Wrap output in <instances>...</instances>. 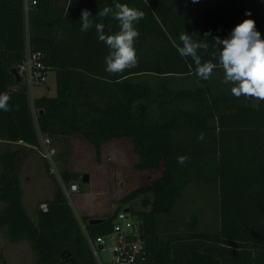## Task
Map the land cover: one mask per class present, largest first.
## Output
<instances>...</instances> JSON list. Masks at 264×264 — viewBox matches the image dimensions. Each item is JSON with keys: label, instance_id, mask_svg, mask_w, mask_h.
I'll use <instances>...</instances> for the list:
<instances>
[{"label": "trees", "instance_id": "obj_1", "mask_svg": "<svg viewBox=\"0 0 264 264\" xmlns=\"http://www.w3.org/2000/svg\"><path fill=\"white\" fill-rule=\"evenodd\" d=\"M37 1L26 16L24 0H0V94L11 98L10 111L0 110V139L37 146L39 132L55 140L81 134L100 155L102 143L126 136L138 156L137 169L163 165V171L152 184L124 196L125 204L99 223H90L89 218L80 221L60 182L51 175L55 195L43 201L48 209L40 208L33 219L24 204L19 174L25 149L6 150L0 154V200L5 203L0 207V226L7 227L8 237L28 241L40 264H99L85 231L93 237L105 234L117 211L126 207L142 220L147 264H264V102L215 89L210 80L222 69L201 80L191 58L181 57L177 50L182 47L179 37L186 32L193 40L207 41L208 51L198 54L202 61L212 59L219 47L212 39L230 34L234 13L255 20L264 37V0L83 3L80 10L90 11L93 25L103 23L105 34H115L119 25L111 15L97 14L104 7L115 10L116 3L128 4L145 13L135 25L140 33L135 43L138 65L119 74L105 71L109 49L98 40L95 27L80 30L81 11L77 17L63 11L55 15L51 0ZM177 4L189 7L190 13L176 10ZM26 23L31 47L41 50L45 64L56 72L55 95L31 100L27 83L18 82L12 73L26 57ZM148 35L164 41L159 55L148 53ZM149 72L158 74L164 87L156 88L146 79ZM172 73L188 74L200 85L173 89L166 85ZM201 134L203 140L198 139ZM179 156H187V162L178 163ZM61 174L66 183L81 176L65 170ZM192 183L219 186L220 229L191 231L186 236L165 233L162 217L173 214ZM140 194L147 197L137 206L133 200ZM189 239L200 245L191 247Z\"/></svg>", "mask_w": 264, "mask_h": 264}, {"label": "rangeland", "instance_id": "obj_2", "mask_svg": "<svg viewBox=\"0 0 264 264\" xmlns=\"http://www.w3.org/2000/svg\"><path fill=\"white\" fill-rule=\"evenodd\" d=\"M174 8L181 10L182 13H190V8L184 5L177 4ZM230 18L231 30L247 19L240 13H234L230 15ZM147 43L150 55H159L158 51L163 50L165 47L164 41L156 35H148ZM172 74L169 75L166 85L173 89L200 85L188 74ZM144 75L146 79L153 82L156 88L164 87V83L158 74L149 72ZM52 76L53 74H50L46 83L35 85L32 91H28L31 100L44 94H56V86L55 83H52ZM222 81L223 73L213 76L210 84L215 89L220 90H230L233 86L224 84ZM48 84H50V89H47ZM252 100L255 101L256 99ZM57 143L59 146L58 163L60 170L81 174L80 178L74 179L79 183L80 190L74 191L70 197L68 196L80 221L83 218L108 217L117 206L125 204L122 202L124 196L139 187L152 184L163 171V165L152 169H137L135 164L138 156L134 152L132 140L126 136L113 138L102 143L100 155L97 154L95 146L81 134L59 137ZM18 146H23L25 149L23 164L20 166L24 204L28 214L36 219L40 204L54 197L56 185L54 178L47 170L46 160L37 149H32L21 142L0 139V154ZM85 173L90 176V180L87 182L83 180ZM1 180L2 166L0 163V185ZM144 197H147V194H140L134 198V204L137 206L143 205L142 199ZM4 205L5 203L0 200V207ZM220 214L219 186L217 184L192 183L178 200L173 214L162 217L161 222L166 228L165 233L186 236L191 231L197 233L218 231L220 229ZM194 216L198 218L196 225L193 223ZM188 243L191 247L200 245L197 239H189ZM105 256H107V253ZM0 264L40 263L28 241L11 240L7 235V227L0 226Z\"/></svg>", "mask_w": 264, "mask_h": 264}, {"label": "clouds", "instance_id": "obj_3", "mask_svg": "<svg viewBox=\"0 0 264 264\" xmlns=\"http://www.w3.org/2000/svg\"><path fill=\"white\" fill-rule=\"evenodd\" d=\"M198 0H193V3ZM100 17L112 16L118 21L119 30L115 34H105V25L96 23L90 19V11H81V31L86 32L95 27L98 40L103 42L109 52L105 57L107 71L110 74H119L138 65V54L135 43L140 33L135 25L144 18L145 13L128 4H115L112 7H104L97 13ZM245 15L250 16V12ZM210 33H205L208 37ZM182 47L177 50L181 57H190L195 64V75L201 80H208L212 77L214 70L218 67L223 71V83L233 85L231 94L236 98L244 96L249 99H256L264 102V37L256 28L253 19H245L237 24L230 34L221 39L213 37L212 41L219 46L212 53V59L202 61L198 54L199 50L205 52L209 44L204 40H193L192 36L184 32L179 37ZM217 61V62H213ZM10 96L6 93L0 94V110L10 111ZM201 134L198 139L203 140ZM187 156H179L177 162L186 163Z\"/></svg>", "mask_w": 264, "mask_h": 264}, {"label": "built area", "instance_id": "obj_4", "mask_svg": "<svg viewBox=\"0 0 264 264\" xmlns=\"http://www.w3.org/2000/svg\"><path fill=\"white\" fill-rule=\"evenodd\" d=\"M37 2V0H24L26 16ZM44 56L45 54L41 50H34L29 40L27 41L26 57L16 68L21 75V82H26L31 91L35 85L47 82L50 69L44 62ZM39 137L40 144L32 146L46 160L49 174L58 179L66 195L70 197L72 192L80 190V185L76 181L66 183L63 180L58 163L57 140L42 132H39ZM39 207L42 210H47V202H42ZM142 224L139 215L125 207L115 214L110 231L94 237L85 231L92 252L99 264H147ZM106 253L107 256H105Z\"/></svg>", "mask_w": 264, "mask_h": 264}, {"label": "crops", "instance_id": "obj_5", "mask_svg": "<svg viewBox=\"0 0 264 264\" xmlns=\"http://www.w3.org/2000/svg\"><path fill=\"white\" fill-rule=\"evenodd\" d=\"M97 0H51V3L53 4L52 7V13L55 15L59 14L61 11H63L64 15H70V16H74L77 17L79 12L81 11V6L83 5V3H92L95 2ZM26 36H27V41L29 40V36H30V29H29V25L28 23H26ZM73 55H77L78 52H76V50H74ZM50 74H53V80L52 83H55L56 86V72L54 70H51L48 73V76ZM51 83V84H52ZM47 89H50V84L47 85ZM21 142V141H20ZM22 143V142H21ZM30 148H34L32 145H27ZM24 159V157H23ZM23 164V161L21 163V165ZM19 174H21V167L19 169Z\"/></svg>", "mask_w": 264, "mask_h": 264}, {"label": "water", "instance_id": "obj_6", "mask_svg": "<svg viewBox=\"0 0 264 264\" xmlns=\"http://www.w3.org/2000/svg\"><path fill=\"white\" fill-rule=\"evenodd\" d=\"M12 73L15 75V77H16V80L18 81V82H21V75L19 74V71H18V69L16 68V67H14V68H12ZM83 180L85 181V182H87V181H89L90 180V176H89V174L88 173H85L84 175H83ZM126 209H128V208H126ZM103 220V218H90V223H99V222H101Z\"/></svg>", "mask_w": 264, "mask_h": 264}]
</instances>
